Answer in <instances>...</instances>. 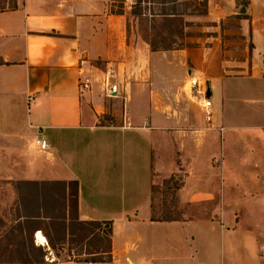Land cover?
Returning a JSON list of instances; mask_svg holds the SVG:
<instances>
[{
    "label": "crops",
    "instance_id": "0c3cea01",
    "mask_svg": "<svg viewBox=\"0 0 264 264\" xmlns=\"http://www.w3.org/2000/svg\"><path fill=\"white\" fill-rule=\"evenodd\" d=\"M117 1L0 11V179L65 183L67 205L78 182V220L112 223V260L79 264H264V0H208L211 34L169 50ZM158 176L181 219L151 220Z\"/></svg>",
    "mask_w": 264,
    "mask_h": 264
},
{
    "label": "rangeland",
    "instance_id": "374dc122",
    "mask_svg": "<svg viewBox=\"0 0 264 264\" xmlns=\"http://www.w3.org/2000/svg\"><path fill=\"white\" fill-rule=\"evenodd\" d=\"M162 1L172 2L166 8H175V12L185 13L182 16H175L176 21L171 29L164 18L158 17L154 22L149 16L151 10L154 12L162 10L164 6L160 3ZM125 2L127 1H117L114 10L123 12ZM245 2L246 0H239L240 4ZM128 3L131 5V10L127 21L133 25L134 32L144 39L151 38L160 47L173 49L183 43L187 45L188 36L201 35L200 30L203 29L214 30V23L208 21L206 16L198 15L204 12V7L199 5L196 0H149V2L142 3L139 15L134 14V11H137V8L134 9L136 0H129ZM16 6L17 0H0V11L13 9ZM153 25L156 28L153 29ZM187 25L189 27H186ZM184 28L187 36L183 34ZM206 34L211 33L202 35ZM108 84L106 80L104 96L107 100L112 99V92L115 90ZM205 88L208 92V87H205V84L199 85L197 82L196 88L193 87V90L196 94L203 96L202 92ZM204 115L206 117V114ZM207 121L209 120L207 119ZM169 178L165 179L160 176L155 178L156 185L151 206H154L158 212V217L162 216V213L163 217H182L181 205L173 202L174 191L169 189L171 184ZM257 207L261 208L262 206ZM239 208L242 210L245 221L244 228H246V204ZM77 221L79 220L76 215L75 198L71 197L70 203L67 205L63 189L59 184L0 179V264H24L20 260L21 252L24 251L31 254L33 258L35 255H39L38 248H44L35 243L37 229L49 241L51 251L48 250V255L52 253L55 256L52 264H79L80 262H77L79 260L99 256L96 253L98 251H107L104 257L107 260H112V244L110 245L108 237L103 231L95 226L84 225V231L77 232L79 235V238H75L77 241H69V229H76ZM82 234H84V238H81ZM43 251L47 253L45 249ZM44 263H46V259Z\"/></svg>",
    "mask_w": 264,
    "mask_h": 264
},
{
    "label": "trees",
    "instance_id": "16d2710c",
    "mask_svg": "<svg viewBox=\"0 0 264 264\" xmlns=\"http://www.w3.org/2000/svg\"><path fill=\"white\" fill-rule=\"evenodd\" d=\"M196 1L199 3V5H202L204 7V12H202L201 14H198V15L204 16V17L207 16L208 15V0H196ZM144 2H149V0H136V4H135L134 9L137 8V11H134L135 15L140 14V11L142 10L141 5ZM174 2H176V1H174ZM160 3L164 4L162 10L160 12H154L151 10V12L149 14L150 19H151V21L156 22L158 17H162V18H164V20L166 21V24H168V26H170V29H171L174 26V22L176 21V19H174L175 16H182L185 13H177V12H175L176 11L175 8L174 9L166 8V6L172 2L162 1ZM244 4L247 6V2H245ZM186 27H189V26L187 25ZM152 28L153 29L156 28L155 25H153ZM183 34H184V36L188 35L185 32V28L183 29ZM145 40L151 45L153 50H169V49H172V48H167L164 46L160 47L151 38H146ZM185 45L186 44L183 43L181 46H179L177 48H173V49L183 48ZM169 182L171 183L169 189H172L174 191L173 202L179 204L178 191L182 187V184L179 180L176 179L175 176L169 178ZM56 184H59L62 187L63 196L66 199L67 198V185L65 183H56ZM155 185L156 184L153 185V191L155 190ZM78 187H79V184L77 181L71 182L69 184V189H70L69 196H70V198L71 197L75 198L76 209H77ZM157 213L158 212H156L154 206H152V217H151L152 221H173V220H179L182 218L180 216L174 217V218L163 217V213H162V216L158 217ZM33 217H36V216H33ZM76 223H77V225L75 224L76 229H73V228L69 229V232H70L69 241L70 242L77 241L75 239L76 237L79 238V235L77 234V232H80V233L83 232L84 231V225H91V226H95L99 230H102L103 233L108 237V241H109L110 245L112 244V237H111L112 236V228H111L112 223L110 221L100 222V221H80L79 220ZM67 232H68V228H67ZM65 236H66V234H65ZM81 238H84V234H82ZM43 250L44 249H42V248H38V252H39L38 254L39 255H35L34 258L31 257V254H29L26 251L21 252L20 260L24 264H43L45 261V255L47 254V253H44ZM106 252L107 251H98L96 253L99 256H95L96 258H86L84 260H79L77 262H93V263H95V262H109V261H111V259L107 260L104 257V254ZM88 253L93 254L92 252H88Z\"/></svg>",
    "mask_w": 264,
    "mask_h": 264
},
{
    "label": "built area",
    "instance_id": "2783aa9c",
    "mask_svg": "<svg viewBox=\"0 0 264 264\" xmlns=\"http://www.w3.org/2000/svg\"><path fill=\"white\" fill-rule=\"evenodd\" d=\"M88 84H90L89 78H86L84 81H82V85H84V87L88 86ZM196 85H197V82L194 81L193 87H196ZM202 94L204 97V103H203L204 112L206 114L207 119L209 121H211L212 114H213L212 101H211L210 97L207 96V89L206 88L202 92ZM36 145L40 148V150H46L49 147L48 140L44 137L41 130H39L37 133ZM39 232L43 235V237H40L38 235ZM35 240H36L35 243L37 245L42 246L45 249V251L47 252V254L45 256L46 263H44V264H52L53 261L55 260V256L52 253H51V255H48V250L51 251V247H50V244H49L47 237L41 231H36Z\"/></svg>",
    "mask_w": 264,
    "mask_h": 264
},
{
    "label": "bare ground",
    "instance_id": "6f19581e",
    "mask_svg": "<svg viewBox=\"0 0 264 264\" xmlns=\"http://www.w3.org/2000/svg\"><path fill=\"white\" fill-rule=\"evenodd\" d=\"M38 235H39L40 237H43V235H42L40 232L38 233Z\"/></svg>",
    "mask_w": 264,
    "mask_h": 264
},
{
    "label": "water",
    "instance_id": "95a60500",
    "mask_svg": "<svg viewBox=\"0 0 264 264\" xmlns=\"http://www.w3.org/2000/svg\"><path fill=\"white\" fill-rule=\"evenodd\" d=\"M242 12H245V8H242Z\"/></svg>",
    "mask_w": 264,
    "mask_h": 264
}]
</instances>
